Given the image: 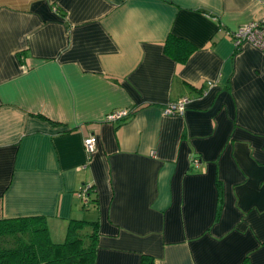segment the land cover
Listing matches in <instances>:
<instances>
[{
	"label": "crops",
	"instance_id": "obj_1",
	"mask_svg": "<svg viewBox=\"0 0 264 264\" xmlns=\"http://www.w3.org/2000/svg\"><path fill=\"white\" fill-rule=\"evenodd\" d=\"M262 16L264 0H0V218L44 216L54 242L96 222L94 264H264V52L229 36Z\"/></svg>",
	"mask_w": 264,
	"mask_h": 264
},
{
	"label": "trees",
	"instance_id": "obj_2",
	"mask_svg": "<svg viewBox=\"0 0 264 264\" xmlns=\"http://www.w3.org/2000/svg\"><path fill=\"white\" fill-rule=\"evenodd\" d=\"M164 47L180 63L194 51L192 43L173 34ZM97 235L96 222L71 220L65 239L54 242L44 216L0 218V264H94ZM141 264L153 260L145 257Z\"/></svg>",
	"mask_w": 264,
	"mask_h": 264
},
{
	"label": "built area",
	"instance_id": "obj_3",
	"mask_svg": "<svg viewBox=\"0 0 264 264\" xmlns=\"http://www.w3.org/2000/svg\"><path fill=\"white\" fill-rule=\"evenodd\" d=\"M234 45L239 48L243 43L248 42L264 52V16L253 19L239 26L235 31L229 33ZM189 98L186 96L180 97L176 101L168 103L163 108V113L166 115H181L186 109ZM130 115V110L119 109L108 113L105 117L106 121L114 122L127 118ZM97 138L91 134L84 138L83 144L87 153H92L96 147ZM192 163L196 168H200V159L193 158ZM80 195L86 198V192H81Z\"/></svg>",
	"mask_w": 264,
	"mask_h": 264
}]
</instances>
